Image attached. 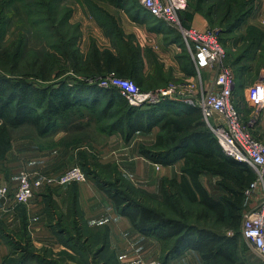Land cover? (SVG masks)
<instances>
[{"label":"trees","instance_id":"1","mask_svg":"<svg viewBox=\"0 0 264 264\" xmlns=\"http://www.w3.org/2000/svg\"><path fill=\"white\" fill-rule=\"evenodd\" d=\"M18 1L24 4V11L12 9ZM61 1L0 0V158L11 144L12 131L24 126L33 127L40 136L65 130L77 134V139H88L94 127L95 135L120 131L130 139L139 130L147 132L159 125L155 143L141 145V154L164 166L185 160L180 182L176 178L163 180V201L146 203L143 197H153L136 188L116 164H89L87 156L82 155L80 165L137 230L160 240L163 264L189 249L200 251L206 264H239L230 245L237 237L190 223L188 211L180 204L184 199L196 203L204 219L214 217L217 223L243 237L245 189L256 178L254 171L224 155L202 121L199 108L169 99L151 106H133L117 87L100 86L99 79L111 73L142 86V49L133 36L118 29L120 47L116 43L102 47L91 41L84 51L79 45L78 27L70 24L69 13L60 11ZM243 20L239 12L227 32L234 31ZM17 24L24 29L6 43L8 32ZM60 65L64 73L71 70L81 77L59 75L56 72ZM202 175H219L217 184L223 194L212 196L201 182ZM84 227H88L85 222H75L78 237L86 238ZM89 230L90 239L101 238L97 254L108 253L105 258L110 264H120L109 243L108 227ZM28 260L26 256L12 264H26Z\"/></svg>","mask_w":264,"mask_h":264},{"label":"crops","instance_id":"2","mask_svg":"<svg viewBox=\"0 0 264 264\" xmlns=\"http://www.w3.org/2000/svg\"><path fill=\"white\" fill-rule=\"evenodd\" d=\"M136 9L137 14H133L135 17L130 18L131 21L124 22L125 33L138 36L140 31L134 25L142 24L144 33L146 30L144 36L153 41L158 40L161 46L160 56L176 66V74L188 76L189 79L186 80H198L203 89H209L215 74L209 69H204L202 77L194 79L197 76V68L191 61L192 58L190 59V64L193 62L192 67L184 65L183 52L187 49L180 31L152 15L140 2ZM185 11L181 12L184 25L190 21L193 27L206 28L208 23L204 15L196 12L190 18L184 14ZM237 30L239 28H236L233 34H238ZM135 42L137 43L136 40ZM139 43L142 45L140 40ZM238 46L239 43L235 47ZM253 56L254 59H247V65L239 66L241 81L239 90L241 89L245 97L244 106L247 112L249 107L255 110L246 97L247 88L251 85L249 83L264 75V68L258 70L254 62L258 54ZM247 57L252 56L249 53H242L239 59ZM187 62L189 64V59ZM145 66L144 72L147 70ZM237 87H235V98L239 107L241 106L240 110L245 111V113L241 111L244 120L249 122L254 119L253 113L256 112L247 116L246 110L242 107V98L237 95L239 94ZM254 121V130L259 128L264 132V108L259 110ZM159 131V125H155L150 131L139 130L130 139H125L120 131L95 135V128L92 127L90 130L92 135L87 137L88 139H80V137L77 139V134L65 130L40 136L33 127L16 128L11 133V144L7 152L0 158V186H7L11 192L15 191L19 185L20 175L24 171L36 178L56 179L65 168L80 165L82 155H85L89 164L96 161L101 164H116L120 172L136 188L153 197L155 202L163 201V180L176 178L180 182L185 160L180 159L168 166L161 165L158 169L157 162L141 154V145H153ZM200 179L212 196L219 197L223 194L217 184L219 175H202ZM261 201L260 191L246 198L244 214L254 209ZM78 212L80 215H77ZM79 221L85 222L89 228L95 230L108 227L109 243L120 264H146L149 260L161 259L160 240L137 230L130 218L118 211L113 199L93 179L88 178L86 181L67 185H60L55 181L48 184L44 181V185L30 203L17 205L11 198L0 194V264H10L6 260L12 259L16 252L22 251L21 245L26 243L38 248H62L61 237L66 232L61 228L74 229L75 222ZM207 228H211L216 233L220 232L213 227ZM168 264L206 263L200 251L189 249L182 255L172 258Z\"/></svg>","mask_w":264,"mask_h":264},{"label":"rangeland","instance_id":"3","mask_svg":"<svg viewBox=\"0 0 264 264\" xmlns=\"http://www.w3.org/2000/svg\"><path fill=\"white\" fill-rule=\"evenodd\" d=\"M225 2H227V0H190L189 6L184 14H187L192 18L193 14L200 12L207 20L208 24L206 28L217 31L219 40L226 48L227 59L225 62L234 70L236 86H238L237 90L239 92L237 95L239 98H242V107L245 109V97L243 96V92L240 91L241 89L239 90V83L241 82L239 66L247 65V59H254L253 55L258 54V58H256L254 62L256 63L258 70L264 68V1L235 0L229 6H227ZM138 3L139 0H62L60 2V11L61 13L66 12L70 14V24L77 26L78 31L80 32L81 41L79 45L84 51H86L91 41H95L102 47H113L114 43L120 47L121 43L117 36V30L121 29L125 33L124 22L131 21V19L135 17L133 14H137L138 10L136 8L138 7ZM15 5L18 7H15ZM18 8L19 11L25 10L24 4L20 1L16 2L14 5L12 4V9L18 11ZM239 12L243 13L244 20L238 27V34H233V31L227 32L226 29H228L229 24L235 21V16H237ZM138 24L134 25L135 27H138L136 29H139L140 31L138 36H136L137 34L135 35L132 33H130L131 35L126 34L133 36L134 41L136 40L137 44L141 47L146 65L145 67H147V70L144 72L145 76L143 79V85H139V87L143 90H153L165 87L169 83H181L186 81V79H189L188 76L176 74V66L171 65L168 60H163L160 56L161 46L158 43V40L153 41L146 35L144 36L146 30L144 33V27L141 26L142 24ZM126 25H128V23ZM185 26L193 27L190 21L189 23H186ZM66 28L67 27H64V29ZM23 29L24 27L22 25H14L6 36V43H10L12 40L16 39L19 36L20 31ZM71 29L74 30V28ZM139 40L142 42L143 46L139 43ZM254 40L258 41L254 42ZM237 43H239L240 46L235 47ZM242 53H249L252 57L239 59ZM183 54V57H185L184 65L192 67L194 61L189 52L186 51L183 52ZM187 59H189V64ZM190 59L193 61L191 64ZM66 64L67 63H64V65ZM63 69L64 66L60 65L56 73L61 76L70 74L72 77H81L73 74L71 70L64 73ZM196 78H198V76L194 79ZM255 78H257V75ZM254 82L255 80L250 82L249 85ZM198 85L200 86V81L198 82ZM252 112L257 111L249 107V111L247 112L246 110L247 116H250V113ZM253 126L255 127V125ZM253 132L256 136L264 140V132L260 131L259 128ZM90 168H93L94 170L98 169V167H93V165H90ZM143 198L148 204H156L154 200H149L146 197ZM246 198L249 197L246 196ZM181 202L182 204L180 205H183L188 211L187 218L190 223L199 226L213 227L220 231L219 233H222V235H234V237H237V239L234 240V243L230 245L239 258V264H264V260L252 249L249 241L244 237L226 229L223 224L217 223L214 217L210 216V218L204 219L201 209L196 203L187 199H184ZM65 231L66 234L61 237L62 245L65 248H38L26 243L21 245L22 251L16 252L15 256L11 257L10 264L15 260L20 261L22 257L26 256L29 258L26 264H110L105 258L108 253L97 254L101 238L96 239L95 237H92L90 239L88 234L90 230L88 227L83 228L84 236H86V238H83L82 236L78 237L75 234L76 231L72 232L74 231L73 227L66 228Z\"/></svg>","mask_w":264,"mask_h":264},{"label":"built area","instance_id":"4","mask_svg":"<svg viewBox=\"0 0 264 264\" xmlns=\"http://www.w3.org/2000/svg\"><path fill=\"white\" fill-rule=\"evenodd\" d=\"M154 16L163 20L170 27L176 28L183 36L187 51L193 58L198 78L204 69H209L215 78L209 89L198 85L199 81L186 80L181 83H169L167 86L143 90L130 78H121L111 73L99 79L102 87H117L119 92L133 106H151L164 100L181 101L200 109L202 121L217 139L222 152L227 157L236 159L250 167L256 178L245 189V195L253 196L257 191L262 201L243 218L242 234L249 241L252 249L264 260V140L254 134V119L259 110L264 108V75L247 88V101L255 110L254 119L246 122L235 98V73L225 61V45L219 40L216 30L209 28L187 27L181 19L190 0H139ZM159 169L161 164L156 163ZM88 180L81 165L67 167L56 179L36 178L24 171L19 178V185L13 192L7 186H0V194L11 198L17 205L30 203L38 190L52 181L60 185ZM146 264H163L160 259L149 260Z\"/></svg>","mask_w":264,"mask_h":264}]
</instances>
